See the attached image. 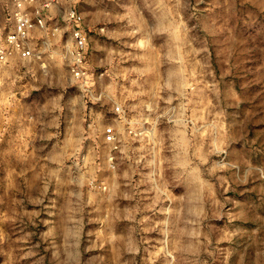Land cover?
Masks as SVG:
<instances>
[{
  "label": "rangeland",
  "instance_id": "1",
  "mask_svg": "<svg viewBox=\"0 0 264 264\" xmlns=\"http://www.w3.org/2000/svg\"><path fill=\"white\" fill-rule=\"evenodd\" d=\"M71 4L86 83L65 53ZM42 13L59 54L0 66V264H264V0Z\"/></svg>",
  "mask_w": 264,
  "mask_h": 264
},
{
  "label": "built area",
  "instance_id": "2",
  "mask_svg": "<svg viewBox=\"0 0 264 264\" xmlns=\"http://www.w3.org/2000/svg\"><path fill=\"white\" fill-rule=\"evenodd\" d=\"M60 1L44 0L42 5L35 7L34 11H31L30 6L36 0H11L12 28L8 31L5 39L0 41V62H7L17 53L24 56H33L37 59L42 58L39 50L34 51V32L37 28H44L48 22L42 10L58 4ZM69 1L74 2L75 0ZM66 19L71 26L73 41L71 46L65 47V53L69 58V68L76 77L84 78V82L86 83L88 82L87 79H91L89 78L91 76L87 67L89 36L84 28L83 16L76 6L71 4L66 11ZM116 110L121 111L120 106H117ZM105 139L108 142L115 141L116 131L113 125L106 128Z\"/></svg>",
  "mask_w": 264,
  "mask_h": 264
},
{
  "label": "crops",
  "instance_id": "3",
  "mask_svg": "<svg viewBox=\"0 0 264 264\" xmlns=\"http://www.w3.org/2000/svg\"><path fill=\"white\" fill-rule=\"evenodd\" d=\"M2 1L3 0H0V5L2 4ZM36 4H40V3L37 2ZM8 5H9L8 6L9 7L8 8V14L6 15V18H5V15H4L3 19H6L7 27H8V31H9L12 28V23H11L12 4H11V0H8ZM52 9H54V8H52ZM8 31L6 32V34L3 37L0 36V41H3L5 39ZM34 35L36 36V39L35 40L33 38L34 51H38L39 50L45 60L47 59L46 58L47 57V53L50 50H53L54 52H58V54H59V52L61 51V45H59L58 42L61 39V31H51L49 33L45 29L37 28L35 30V32H34ZM43 37H48V38L51 37L52 41L49 40L50 43H47V42L40 43L39 42V39L40 38H43ZM90 40H91V36H90ZM43 57L41 59H37V58H35L33 56H24V55H22L20 53H17L16 55H14V57H12L11 59H9L7 62H0V66L1 67H5V66H9V64L10 65H14L15 64V65H19V66L20 65L21 66H29V64H31V63H36L39 60H43ZM99 78L101 79V77H99ZM99 78H98V82L100 84V81L101 80ZM103 137H104V135H103ZM103 141L105 142L104 138H103Z\"/></svg>",
  "mask_w": 264,
  "mask_h": 264
}]
</instances>
